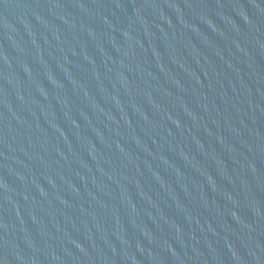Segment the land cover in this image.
<instances>
[{"label": "water", "instance_id": "obj_1", "mask_svg": "<svg viewBox=\"0 0 264 264\" xmlns=\"http://www.w3.org/2000/svg\"><path fill=\"white\" fill-rule=\"evenodd\" d=\"M0 264H264V0H0Z\"/></svg>", "mask_w": 264, "mask_h": 264}]
</instances>
